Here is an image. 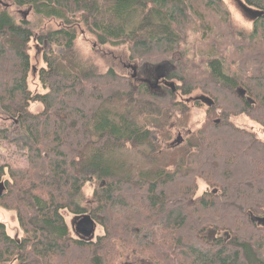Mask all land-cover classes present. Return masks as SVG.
Here are the masks:
<instances>
[{"label": "trees", "instance_id": "obj_1", "mask_svg": "<svg viewBox=\"0 0 264 264\" xmlns=\"http://www.w3.org/2000/svg\"><path fill=\"white\" fill-rule=\"evenodd\" d=\"M10 1L57 26L0 8V107L32 141L17 162L0 153V206L22 231L12 237L0 222V264H118L120 246L153 264H264V225L249 219L264 217V141L230 118L264 129V0L242 1L259 12L246 34L222 0ZM78 25L138 66L170 62L174 89L158 95L112 67L86 66ZM192 34L200 45L189 55ZM32 39L61 48L42 55L43 93L28 88ZM194 91L213 101H192L204 122L162 145L170 121L189 127L181 98ZM36 102L42 109L31 113ZM5 134L0 127L3 146ZM126 151L136 160L115 157ZM63 211L89 213L102 234L77 238Z\"/></svg>", "mask_w": 264, "mask_h": 264}, {"label": "rangeland", "instance_id": "obj_2", "mask_svg": "<svg viewBox=\"0 0 264 264\" xmlns=\"http://www.w3.org/2000/svg\"><path fill=\"white\" fill-rule=\"evenodd\" d=\"M243 0H222L226 9L229 12L230 19L232 24L238 31H242L243 33H247L251 30V26L253 25V21L259 13L256 9L251 8L242 2ZM0 8H6L8 12H10L16 19L26 18L29 23L37 26V28L41 29L42 27L54 28L57 26L56 22H51L43 19L35 18L32 14H24L27 12L26 8H19L14 7L11 4L10 0H0ZM37 30V29H36ZM35 36V32L33 33ZM76 40H75V48L77 53L82 57L81 59L85 61V65H92L99 70H107V68L112 67L115 71L126 74L131 76L132 69L136 71L139 66L132 61H129L127 57V50L124 47H111V46H99L93 36L87 34V32L81 27L76 26ZM36 37V36H35ZM200 38L197 34H192L188 38V42L186 44V49L188 50L189 55L193 54L196 50V47L200 45ZM30 61L31 62V69L29 74L28 80V88L34 93H43L45 92L38 81L37 77V69L44 66V62H42L43 58L42 55L44 52H48L49 49H52L55 54H60L61 48L53 45H41L37 44L34 39L30 42ZM154 68V67H153ZM163 84H168L169 87H172V82H165ZM204 96L199 91H194L191 95L187 96V98L182 97L184 101L188 102L189 106L191 107L190 115H189V122L188 126L185 128H179L177 125L174 124V121H170L168 127H170L168 133H170L169 138L167 140H163L161 143L162 145H171L177 142V138L180 135L183 139L184 133L189 129H196L202 125L204 122V118L206 117L205 108L204 107H195L192 104L193 100H199L204 103L200 97ZM206 104V103H204ZM42 109V105L40 103H31L30 110L32 112H39ZM236 127L244 128L245 130H249L254 132L258 138L264 141V129L262 126L257 123L255 120L247 117L244 114H240L237 116L230 117ZM218 120V118H215ZM0 127L6 129L5 136L7 137L6 140L9 141L8 145L3 146L0 145V153L4 156L5 161L7 163L17 162L20 159V155H22L23 151L26 150L28 145L32 144L31 139L27 136V134L18 127V123L16 122V118L6 114L1 107H0ZM116 158L120 159L121 161L131 162L136 160L134 153L130 151H126L121 155L115 156ZM198 184V191L197 195L201 194L205 189L206 185L202 182V180H198L196 182ZM92 185H86L84 187V192L87 196L90 195ZM65 222L68 224L67 226L73 230L72 220L74 214H71L68 211H63ZM0 222L5 225V229L7 233L12 236L19 238L22 236V231L18 228V222L15 216V212L12 210L5 209L0 206ZM101 226L96 224L95 236L102 234ZM73 233V231H72ZM74 235V233H73ZM75 236V235H74ZM120 249V256L117 261L118 264H122L123 262H129L131 264H153L147 258H144L138 254H133L128 250H125L123 247H119Z\"/></svg>", "mask_w": 264, "mask_h": 264}, {"label": "water", "instance_id": "obj_3", "mask_svg": "<svg viewBox=\"0 0 264 264\" xmlns=\"http://www.w3.org/2000/svg\"><path fill=\"white\" fill-rule=\"evenodd\" d=\"M27 12H25L24 14H27ZM153 67L157 73L156 78H155V82L157 84L160 78L162 79L166 78V76L170 72V69L173 68V65L170 62L165 61V62L158 63L154 65ZM171 86H172L171 88L174 89L173 83L171 84ZM238 92L240 93L241 96L245 94L243 89L238 90ZM199 99H201L204 103H206V105H210L213 103V101L207 96H202ZM249 101L252 102L250 99ZM216 121L218 122V120ZM181 141H182V137L179 135L176 143H179ZM4 188H5L4 183L0 181V195L2 194L3 192L2 190H4ZM249 219H251V221H254L257 225H264L263 216H257L251 213ZM72 226H73L72 231L77 238L84 239L86 241H92L94 239L93 237L95 236L96 222L94 221V219L91 217L89 213H83L79 215L74 214V217L72 220ZM214 232L215 231L210 232L209 236L214 237L215 236ZM123 264H131V263L126 262Z\"/></svg>", "mask_w": 264, "mask_h": 264}, {"label": "flooded vegetation", "instance_id": "obj_4", "mask_svg": "<svg viewBox=\"0 0 264 264\" xmlns=\"http://www.w3.org/2000/svg\"><path fill=\"white\" fill-rule=\"evenodd\" d=\"M132 71L131 77L134 81H136V83L145 84L150 90L158 93V95L165 94V91L170 88L168 84H163V81L169 82L166 78H160L156 84L155 78L157 73L153 67H147L146 64H143L140 65L136 71H134V69H132Z\"/></svg>", "mask_w": 264, "mask_h": 264}]
</instances>
